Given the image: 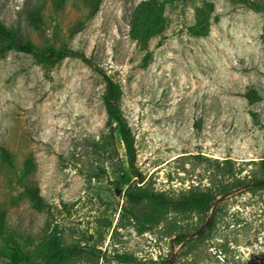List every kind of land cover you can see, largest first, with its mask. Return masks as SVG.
<instances>
[{"label": "rangeland", "instance_id": "rangeland-1", "mask_svg": "<svg viewBox=\"0 0 264 264\" xmlns=\"http://www.w3.org/2000/svg\"><path fill=\"white\" fill-rule=\"evenodd\" d=\"M0 22L91 62L0 36V264L16 242L31 253L20 264L59 247L77 250L61 264H264V183L210 211L264 178V0H0ZM96 68L120 88L140 175ZM191 192L215 198L157 202Z\"/></svg>", "mask_w": 264, "mask_h": 264}, {"label": "trees", "instance_id": "trees-1", "mask_svg": "<svg viewBox=\"0 0 264 264\" xmlns=\"http://www.w3.org/2000/svg\"><path fill=\"white\" fill-rule=\"evenodd\" d=\"M32 21L37 26V22L40 21L37 12L35 11L32 14ZM14 30L12 28L7 27L3 23L0 22V36L7 39L13 46L21 51L26 52H35L46 56L48 59H57L60 57L65 56H76L79 57L85 63H91L88 58H86L83 54L74 52L72 50H68L65 48H49L48 50H41L37 49L31 44L28 43H21L17 41ZM98 73L101 75L103 81L105 82V92L103 94V104L105 107L106 114L110 118L111 122H114L111 135H118L120 142L122 143L123 150L127 159L128 167L136 174L140 175L136 168H135V146H134V137L132 132L123 117L117 102L120 97V88L118 84H116L108 75H106L102 70L96 68ZM229 161V160H225ZM238 185V184H237ZM236 184L229 185L227 184L219 193L222 194L225 191L229 190L230 188L236 187ZM262 186V184H259ZM130 199L135 202H140L143 198L147 197L145 192L136 193L130 192L129 193ZM215 196H210L206 193H198V192H191V194L187 197H181L178 200H168L163 196H160V201H157L160 204V209H165L171 207L177 211L185 212L191 211L195 209L197 206H200L202 210H205L208 204L212 202ZM210 228V227H209ZM184 239V236L179 233L178 236V243ZM16 246L13 245L11 248V252L8 254L9 258L11 259L12 264H20L22 262H27L31 258V253L27 250H23L22 246L16 242ZM72 251H77L74 249H67L63 247H59L55 249L50 254L46 255V261L48 264H61L67 256L70 255Z\"/></svg>", "mask_w": 264, "mask_h": 264}, {"label": "water", "instance_id": "water-1", "mask_svg": "<svg viewBox=\"0 0 264 264\" xmlns=\"http://www.w3.org/2000/svg\"><path fill=\"white\" fill-rule=\"evenodd\" d=\"M264 183V178L260 179V180H256L254 182H251V183H247L243 186H241L240 188H237L233 191H228L226 193H224L222 196L218 197L215 199L214 201V204L212 205L210 211L213 212L216 205L222 201L225 197L229 196L232 192H237V191H240V190H244L246 188H249V187H252V186H255V185H259V184H262ZM212 218V214L205 220V222L199 227L197 228L194 232L190 233V234H187V238L190 239V238H194V237H197L199 236L200 234L203 233V231L205 230V228L209 225L210 223V220ZM174 239V238H173ZM173 241V240H172ZM182 246V244H180V247ZM173 257V256H172ZM168 264H173V261L172 260H169L168 261Z\"/></svg>", "mask_w": 264, "mask_h": 264}]
</instances>
